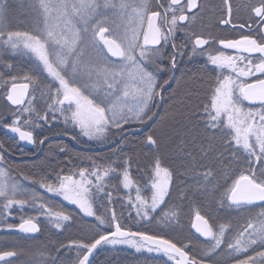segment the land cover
I'll use <instances>...</instances> for the list:
<instances>
[{
  "label": "snow or ice",
  "instance_id": "obj_1",
  "mask_svg": "<svg viewBox=\"0 0 264 264\" xmlns=\"http://www.w3.org/2000/svg\"><path fill=\"white\" fill-rule=\"evenodd\" d=\"M43 2L44 0H41L42 4ZM166 4L167 6L159 4L160 11H155L152 10L153 6L149 0H133L132 19L136 27L131 31L112 18H105L93 26L92 42L98 49L106 50L110 57L118 58V62L113 59L108 61L102 71H85L77 63L69 66L60 50L65 47L66 41H62L60 34L52 29L39 35L25 32L8 34L6 39L0 38V44L10 52L35 57V68L49 81L41 93L43 97L46 92L48 99L52 101L47 105L49 111L43 115H33L31 106L17 109L12 113V122L4 125L9 132L18 135L19 142L33 145L39 150L47 137L36 139L35 128H44L45 125L61 121L64 125V129H61L64 135L76 132V135H71V139L77 144L84 138L101 146L110 142L116 144V148L110 151L120 161L118 167L112 166L117 161L103 166L96 162L100 159L99 156L95 159L92 156H84L83 159L90 167L70 166L67 169L68 174H62L64 169L54 170L51 176L55 184L45 182L47 177L34 181L49 193H58L64 201L75 205L85 216L95 219L96 223L89 226L91 235L95 237L90 243L72 240L64 246L76 250V264H93L90 257L98 247L104 246H128L136 252L146 250L148 253L162 254L168 258L165 264L169 261L174 264H203L202 259L196 258L200 252L190 256L185 247L178 246L163 235L132 231L124 223V213H117L112 207L116 199L112 192L105 191L106 179L113 175L120 176L124 189L135 188V196L129 194L126 198L128 207L135 209L134 220L149 223L155 219L153 213L164 205L166 197L170 196L172 172L169 168L161 167L160 161H156L154 178L150 184L145 185L150 189L151 195L145 197L141 195V188L136 186L131 176L133 157L123 152L126 144L125 132H140L147 126L148 121L156 116L153 110L154 102L163 100L165 87L170 86L178 70V57L184 55V48L188 44L175 43L177 31L192 25L205 11V6L198 3V0H185L184 3H181V0H166ZM127 7L126 0H122L121 8ZM225 10L228 18L219 19L220 25L230 26L234 30L244 27L232 23V7L227 0ZM251 13L254 18L259 19L260 25L264 26V0H259L258 6H251ZM88 15L90 17L94 12H89ZM103 24L111 27L102 26ZM259 34V40L253 35H242L239 39H220L219 45L235 52L228 54L219 51L215 55H207V62L215 66L217 75L210 104L204 106L201 114L202 120L206 128L210 125L212 129L230 130L229 147L235 144L237 151L242 150L246 154V158L241 160L234 152L235 162L248 165L241 168L238 179L232 181L225 193L229 201L227 206L247 208L259 205V211L246 217L242 230H237L231 241L225 239L229 228L227 224H219L218 230H214L213 224L199 212L196 213L193 227L209 240L204 255L212 258L219 256L220 252H226L234 264H264V251H256L255 256L239 258L250 249L255 251L256 247L264 248V27L260 28ZM185 38L191 45L189 59L204 55V46L210 44V39L203 34L185 31ZM212 42L215 43L214 40ZM169 44L172 45L173 51L166 57L163 50ZM165 61L168 63L165 64ZM160 73H167V78L163 79L162 83L158 79ZM24 79L28 83H16V77H12L7 95L12 105L24 104L30 85L33 91L39 87L36 77L25 75ZM245 101L257 107H245ZM24 113L29 116L23 120V125L32 130H25V127L21 126ZM133 123L139 127L125 128V125L131 126ZM112 130L116 131L118 139L113 137ZM157 144L158 139L153 134L145 133L141 145ZM56 147L71 156L72 149L67 145L58 144ZM6 151L8 150L0 143V163L5 161ZM50 155L51 152L47 153L40 163L45 164ZM188 160L195 174V169L199 166L198 161L191 154L188 155ZM59 163L61 162L57 160V164ZM66 163L71 165L70 160ZM254 163L260 165L259 169L252 167ZM121 168L122 172L119 170ZM7 176V170L0 168V178H5L0 179V227L35 234L41 231L39 221L44 217L55 229L66 230V222L72 220L70 213L54 210L42 202L43 197L35 190L25 188L17 181L9 183ZM211 176L212 172L208 171L202 178L197 179V184L201 183V179L205 183H211L208 179ZM120 203L123 207L125 201L121 200ZM223 205L222 200L221 206ZM26 207L35 209L38 214L27 218L21 215L18 225L7 223L14 208H19L23 213ZM175 215V212L165 213L164 219L170 221ZM16 255L13 251L0 252V261ZM51 264H58L57 259L52 258ZM59 264H63V261Z\"/></svg>",
  "mask_w": 264,
  "mask_h": 264
},
{
  "label": "flooded vegetation",
  "instance_id": "obj_2",
  "mask_svg": "<svg viewBox=\"0 0 264 264\" xmlns=\"http://www.w3.org/2000/svg\"><path fill=\"white\" fill-rule=\"evenodd\" d=\"M121 2L122 0H95L94 7L96 8L97 13L94 17L91 28L81 27V30H77V34L81 35L79 37V42L80 38L82 41L80 43H77L76 47L74 48V52L69 53L68 49H63V54L69 66H71L72 64V59L76 57H78V65L82 69L92 72L102 71L103 66L112 59L118 62V58L110 57L106 50H104L103 48L98 49L97 46L92 42V28L98 21H103L105 18L116 19L121 23L120 20L124 17V21L126 23L123 24V26L126 27V25H131V23L134 22V20L132 19L134 13L132 12L131 8V3L133 2V0H126V2L128 3V7L126 9L121 8ZM184 2L185 0H181V3ZM149 3L153 6L152 10L155 11H160V8L158 7L159 4H164L165 6H167L166 0H149ZM198 3L205 6V11L200 14V17L195 22H193L192 25L177 31L175 43L177 45H180L182 43L188 44V46L184 48V55L182 57H178V70L176 71L170 86L165 87V90L162 94L163 100H157L154 102L155 107L153 108V110L156 112V116H154L153 119L148 122L147 126L141 131H144L148 127H150V125H152L164 111H169L170 114H182L185 116V123L181 124L180 127L189 131L196 132L197 134L195 139H183L176 142V152L178 155L174 156V158L179 159L181 156L182 159H184V162H188L186 163L185 168L188 169V172L189 170H191V174H194L189 160L185 157H187L189 154L194 156L198 153L204 152L208 158V160H206L205 158L204 162H206L209 166L214 162H220L221 165L223 163L222 166H224L225 169H229V177H234V175H236L234 178L238 179L240 170L234 171L233 165L236 166L238 165V163L235 162L233 153L235 152V155L242 159L241 156L243 151H237V146L235 144H232L229 147V141H231V136L229 135L230 130L224 129L222 131L221 129H212L210 125H208L206 128V125L201 117L204 106L210 104L212 92L215 88L214 80L217 75L215 66H212L207 62V55H215L219 51H224L228 54H233L235 52V50L224 49L221 45H219L218 41L220 39H239L242 35H253L258 40L261 39L259 34L260 28L264 26L260 25L259 19L254 18L251 13V6H258L259 0H227V3L232 7V23L237 26L244 25L243 28L237 27V29L235 30L230 26L219 24V19L228 18L227 12L225 10V0H198ZM157 23L159 24V20L157 21ZM184 23L186 24V22ZM249 25H251V27H249ZM102 26L111 27V25L108 24H103ZM185 31L203 34L206 38L210 39V44L204 46V55H198L193 57L192 59L188 58V54L191 51V45L185 38ZM88 35H90L91 42L87 41ZM213 40L215 41V43L212 42ZM163 51L164 55L167 57L173 51L172 45L169 44V46ZM33 61L34 62L27 65L29 73L34 77L38 76L39 78L47 80V78H45V75L40 73L35 68V57H33ZM164 63L167 64L168 61H165ZM21 70L22 65L19 64V66L17 67V73H20ZM166 78L167 73H160L158 76V79L161 83L163 82V79ZM39 80L43 81L41 79ZM15 82L28 83L27 80H20ZM187 86L191 87L189 90L190 96H188L187 100H185L184 102L186 107H183V109L180 110L175 109L177 111L171 112V107H174L177 99L181 98V90L187 88ZM0 87V143H2L4 148L8 150L4 154L5 161L3 163H0V168H5L7 170V178H9L11 182H19L23 185V187L35 190L36 193H38L41 197L45 195L52 197L55 200H59L66 207H68L72 213L74 210L77 213L78 209L75 205L66 203L54 193H49L46 189L41 188L39 184L34 183L33 180H31L30 182L27 181V179H24V177H27L28 179L50 177L49 172H45L44 170H42L43 167L47 169L46 164H41L40 162L44 160L46 152L52 147L51 145L55 142H66L67 144L72 145L78 149L93 151L107 149L113 147L115 144L101 146L96 144L95 142H88L87 138L82 139L81 143L77 144L71 139V135H76V132L72 131L69 133V135H64V133L61 131V129H64V125L61 121L54 122L51 125H45L44 128H35L34 137L36 139L39 140L47 137V139L44 140V144L40 145L39 150H37V148L33 145L19 142L18 135L9 132L4 127L5 124H10L14 119L12 113L16 112L17 109H22L29 106H31L34 110L33 115L35 113H40V115H43L46 111L49 110L47 106H43L41 101L37 100L36 98L38 94L41 95V92L38 93L37 91L38 87L35 91H33V88L30 85L28 98L23 105L19 106H12L7 101V95L11 88V85L6 87L3 83H0ZM39 88L41 89V87ZM33 97H35V99H33ZM188 100H190L191 102ZM29 101H31V105H29ZM6 104H8V106ZM244 105L245 107H257V105H249L246 101L244 102ZM28 116V113H24L21 120V126L25 127V130H32L23 125V120L27 119ZM204 119H206V117H204ZM92 146L94 147L92 148ZM209 150L211 151L208 152ZM255 165L257 169L258 166L260 167V165L257 163H255ZM26 170L28 172H26ZM197 171L198 169L196 167L195 172ZM228 189L229 188H221L214 191L215 193L219 192V194L221 195L220 198H222L224 202L223 206H221L220 202L218 206L214 208V214H204L202 211L200 213L202 216H205V218L209 220V223L213 224L214 230H217L219 224H227L231 231L234 228H239L242 222L246 221V217L253 215L259 208V205L248 206L247 208L228 207L227 205L229 201L227 196L225 195ZM214 192L208 193V195L213 194ZM169 197L167 199L166 206L168 205ZM42 202L48 204L49 207L54 208L52 204L44 199V197ZM200 206L201 205H199L198 207L197 205L198 212H200ZM163 208L161 209L162 211ZM57 209L58 208H54V210L56 211ZM24 211L30 212V216H35L38 214L35 209L27 207L23 210V212ZM20 212L21 211L19 208H14L12 210V216L8 218L7 223L18 225L21 222V220L19 219ZM175 218L177 219V215H175ZM186 218L190 220L187 215ZM80 219L83 221L84 218L82 217ZM87 219L89 220V218ZM177 222L180 223L181 220L179 222L177 219ZM195 222V217L192 218L189 222H181L182 225L185 226L184 231L186 234L183 239L176 238L175 236L167 233L157 234L163 235L166 239H171L174 243H177L178 246L185 247V250L189 251L190 256H192L196 252H200L201 254L197 255L196 258L202 259L203 264H234L233 261L226 263L224 261L216 260V257L220 256H222L223 258L229 257L226 252L220 254L219 256H213L212 258H209L208 256L202 254L203 249L209 243V240L208 238L205 239L197 235L193 227V224ZM39 223L41 227L39 235L24 234L15 230H7L6 227H0V252L13 251L17 254L11 259L3 261L0 264H16L19 256L17 250L19 243L25 240H28L32 243L35 239L42 235L44 227L43 225L50 227V230L53 232L56 231V233H62L69 228L75 227L74 225H76L77 222H75L73 218L70 222H66V230L55 229L45 220L44 217L40 218ZM157 226L158 225H156V227ZM65 250H67V252L75 251V249H69L66 247ZM256 251H264V248L256 247L255 251L252 250L251 252H248L246 254H241L239 258H245L246 256H255ZM95 255L96 253L94 252V259ZM156 255L164 256L158 253ZM170 262L171 264H174V262Z\"/></svg>",
  "mask_w": 264,
  "mask_h": 264
},
{
  "label": "trees",
  "instance_id": "obj_3",
  "mask_svg": "<svg viewBox=\"0 0 264 264\" xmlns=\"http://www.w3.org/2000/svg\"><path fill=\"white\" fill-rule=\"evenodd\" d=\"M1 9V29L0 34H2L3 39L7 38L8 34L16 33H30L32 35H39L45 31V16L40 5V0H0ZM33 57L25 56L20 53L10 52L2 44H0V83H3L6 87L11 85L12 77H16V81L25 80V75H31L27 65L32 63ZM22 65V70L17 73V67ZM6 65H11L7 67ZM37 78L38 93L44 91V86L49 81L43 78ZM39 79L43 80L40 81ZM39 80V81H38ZM37 100H40L43 106H47L52 101L48 99L47 93L44 92L43 97L38 94ZM8 106V104H6ZM184 115L182 114H170L169 111H164L159 118L144 131L137 132L135 134H130L125 132L126 144L123 147V152L133 157L131 176L136 182V186H139L143 191V196L149 197L151 195L150 189L145 187V185L150 184L153 179V173L155 168V163L157 160L160 161L162 167H167L172 173H181L182 170L179 168L181 164L178 158H174L171 154L176 152V142L186 139H195L196 132L189 131L181 128V124L185 123ZM149 122V121H148ZM163 123L160 127L159 125ZM139 126L133 123L131 126L125 125L126 129H135ZM113 131V137L118 139L115 130ZM145 133L153 134L158 139V144L156 146L141 145V141L144 140ZM165 137V139H164ZM198 138V137H197ZM67 145L68 148L72 149L71 156H68L67 152H61L56 145ZM84 144V143H83ZM113 143H108L105 146L111 145ZM52 147L46 152H51L52 155L48 157L45 169L42 170L49 172V178L45 182L55 184L56 182L52 179L51 173L54 170L64 169L65 172L62 174H68L67 169L70 166H80V167H90V164L83 159L84 156H92L94 159L99 156L96 162L97 164L107 166L108 163L112 161H117L113 164V167H118L120 161L114 155L110 149H115L116 144L113 147L102 149V150H82L78 149L66 142H55L51 145ZM94 146H92L93 148ZM242 159L246 158V154L242 152ZM45 158V157H44ZM57 160L61 163L57 164ZM70 160L71 165L66 163ZM223 165V163H222ZM248 167L247 164L239 163L238 165H233L234 171H239L241 168ZM252 167L257 168L255 163ZM122 172V168L119 169ZM26 172H28L26 170ZM33 173V172H30ZM239 173V172H238ZM236 175H234L235 177ZM234 177L232 179H234ZM41 178H29L27 181L33 180L37 181ZM179 179V178H178ZM236 179V178H235ZM175 183V178H174ZM177 181V180H176ZM231 184V183H230ZM230 184L225 188H229ZM105 191L112 192L113 196L116 198L113 201L112 207L115 208L117 213H124V223L132 231H146L150 234H157L156 223L154 222H144L135 221V211L133 208H129L127 205V190L123 188L121 177L113 175L106 181ZM174 185V184H173ZM192 188L188 187L189 195H192ZM194 191V190H193ZM220 194L213 193L206 196L203 201L196 200V203L200 206V211L204 214H214V208L222 201ZM54 208L59 210H64L72 215L75 220L76 225L73 228L67 229L65 232L56 233L50 230V227L43 225V233L32 243L28 240L21 241L17 248L19 256L16 264H51V259L56 258L58 264L63 261V264H76V250L67 252L65 250L66 245H68L72 240L83 241L85 243H90L93 237L91 235L90 224H95L96 221L92 219H83V221L77 216L76 211L73 213L66 207L61 201L55 200L49 196H43ZM121 200H124V206L121 207ZM196 204V205H197ZM59 206V207H58ZM53 208V209H54ZM198 210V209H197ZM102 211V210H101ZM98 215L100 213H97ZM24 215L25 218L30 216V212L24 211L19 213L20 216ZM131 217V218H130ZM190 218V215L187 214ZM155 226V229H154ZM189 236V235H188ZM197 241V240H196ZM95 259L93 264H165L168 260L167 257L157 256L154 253H148L146 250L141 252H136L135 249L128 246H104L98 247L95 251ZM168 264H171L169 261Z\"/></svg>",
  "mask_w": 264,
  "mask_h": 264
},
{
  "label": "rangeland",
  "instance_id": "obj_4",
  "mask_svg": "<svg viewBox=\"0 0 264 264\" xmlns=\"http://www.w3.org/2000/svg\"><path fill=\"white\" fill-rule=\"evenodd\" d=\"M40 5H41V8L45 16V28L44 29L45 30L52 29V30L57 31L60 34L61 40L66 41V45L64 48L68 49L69 53L74 52V48L79 42V37L81 36L77 34V32L81 30L80 29L81 27L91 28V25L94 21V17L96 16V13H97L96 8L94 7L95 0H44L43 4L41 3V0H40ZM44 5H47V7H45ZM89 12H94V15H91L89 17L88 15ZM120 21L122 23V27H125L123 26V24L126 23L124 21V17ZM0 26H1V9H0ZM126 27L128 30L131 31L132 29L136 27L135 22H132L131 25H126ZM81 41L82 40L80 38V42ZM87 41L91 42L90 35H88ZM57 48L60 49V46L57 45ZM63 49H60V50L63 52ZM72 63L78 64L79 63L78 57L73 58ZM190 87L191 86H187V88L181 90V98L177 99L176 103L174 104V107H171L170 109L171 112L177 111L178 109L180 110V109H183V107H186L184 102L185 100H187L188 96H190V93H189ZM162 125L163 123H161L159 126L161 127ZM210 151L211 150H209L208 152ZM171 155L176 156L178 154L177 152H175ZM194 156L196 157L198 161V165H199L197 167L198 171L195 172V174H191V170H189L190 172L189 174L188 169L185 168V165L188 162H184L183 161L184 159H182L181 156L179 158V161L181 163L179 165V168L182 170V172L180 174L172 173V184L170 185V189H171V186H172V189L170 190V197H169L168 205L166 206L167 199H168V197H166V203L164 205H161L160 208H158L156 212L153 213V216H155V219H152L151 221L156 223V225H158L156 227L157 233H167L172 236H175L176 238L183 239L186 236V234L184 231L185 226L182 225V223H184L185 221L189 222L192 218L196 216V213L198 212V210H196L197 205H198L196 203V200L203 201L206 195H208V193H212L218 189L227 187V185H229L230 183L232 184V181L235 179V178L232 179L233 176L229 177V174H228L229 169H225L224 166H222L220 162H217V163L214 162L210 166L206 162H204L205 158L206 160H208L204 152L198 153ZM185 158L188 159V156ZM221 166L224 170L221 168ZM258 169H259V166H258ZM208 171L212 172V176L208 178L212 182L205 183L201 179V183L197 184V179L202 178L203 175L207 173ZM213 177H215V179H213ZM109 178H107L106 181ZM174 178H175V183L173 181ZM0 179H5V178H0ZM6 179H8L9 183H11L9 178H6ZM188 187L194 189V191L192 190L193 192L192 195H189ZM126 190H127L128 195L131 194L132 196H135L136 194L135 188L131 190H128V189ZM53 193L56 196H58L61 200H63V198L58 193H55V192ZM142 194H143V191L141 190V195ZM162 208H163V211L161 210ZM258 211H259V208L257 211H255V213ZM170 212H175V214L177 215L178 221L180 222L181 220L182 223L181 222L178 223L175 217L170 221H166L164 219V214L170 213ZM199 213H201V211ZM187 214L190 215V218H189L190 220L186 218ZM77 216L79 218L83 217L84 219H87V218L92 219L91 217H87L83 213H81L79 209L77 210ZM141 221H144V220H141ZM144 222H148V221H144ZM245 223L246 221L242 222L239 228H234L232 231L228 228V230L225 233L226 241H231L232 237L235 235V232L237 230H242ZM154 229H155V226H154ZM222 247L224 246L222 245ZM204 250L205 248L203 249V252ZM251 251L252 250L250 249L248 252H251ZM222 253L224 252H220V254ZM154 254L156 255L157 253H154ZM216 258H217L216 259L217 261H224L226 263L233 261V259L230 257L223 258L222 256H220Z\"/></svg>",
  "mask_w": 264,
  "mask_h": 264
},
{
  "label": "water",
  "instance_id": "obj_5",
  "mask_svg": "<svg viewBox=\"0 0 264 264\" xmlns=\"http://www.w3.org/2000/svg\"><path fill=\"white\" fill-rule=\"evenodd\" d=\"M0 89H1V87H0ZM28 97H26L25 98V101H26V99H27ZM7 101H8V99H7ZM9 103H10V105H12L11 104V102L10 101H8ZM12 106H17V105H12ZM155 120V119H154ZM153 120V121H154ZM195 229V228H194ZM15 231H17V232H20V231H18V230H15ZM195 232H196V229H195ZM20 233H22V232H20ZM197 233V235H199V236H201V237H203L200 233H198V232H196ZM24 234H27V233H24ZM40 234V232L39 233H35V234H30V235H39ZM203 238H205V237H203ZM205 239H207V238H205ZM12 257H10V258H6L4 261H6V260H9V259H11ZM93 259H94V253H93V256L92 257H90V260L93 262ZM1 262H3V261H0V263Z\"/></svg>",
  "mask_w": 264,
  "mask_h": 264
}]
</instances>
